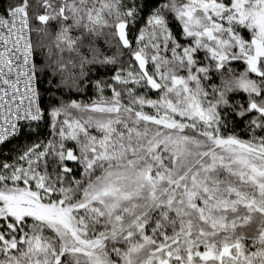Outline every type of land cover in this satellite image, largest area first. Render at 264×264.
Here are the masks:
<instances>
[{
	"label": "snow or ice",
	"instance_id": "1",
	"mask_svg": "<svg viewBox=\"0 0 264 264\" xmlns=\"http://www.w3.org/2000/svg\"><path fill=\"white\" fill-rule=\"evenodd\" d=\"M0 264H264V0H0Z\"/></svg>",
	"mask_w": 264,
	"mask_h": 264
}]
</instances>
